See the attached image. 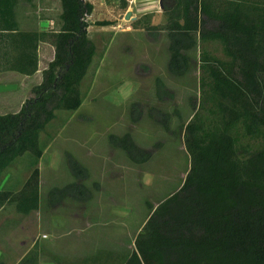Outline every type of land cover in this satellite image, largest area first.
<instances>
[{"label":"trees","instance_id":"1","mask_svg":"<svg viewBox=\"0 0 264 264\" xmlns=\"http://www.w3.org/2000/svg\"><path fill=\"white\" fill-rule=\"evenodd\" d=\"M0 0V64L6 70L32 75L39 69V45L51 41L55 57L43 70L17 113L0 114V176L18 157H34V168L21 190H0V207L14 202L18 212L39 208L43 154L41 132L56 117V110L74 111L83 102L82 80L96 54L88 35L89 0H61L58 31H26L19 23L22 2ZM168 69L175 76L191 67L187 53L199 42L219 41L226 58L202 51L201 86H210L215 108L197 111L185 126L190 168L178 190L151 208L135 239V249L123 264H264V0H167ZM103 26L111 24L99 21ZM158 37V26H144ZM160 100L174 93L161 77L156 79ZM155 111V112H154ZM133 121L142 109L131 106ZM150 116L169 128V114L150 109ZM260 137L263 145L240 154L236 131ZM112 146L122 149L134 163H144L151 152L130 133L109 134ZM66 162L75 180L49 193L52 205L64 199L87 201L93 191L84 184L88 168L71 152ZM33 247L18 264H39Z\"/></svg>","mask_w":264,"mask_h":264},{"label":"rangeland","instance_id":"2","mask_svg":"<svg viewBox=\"0 0 264 264\" xmlns=\"http://www.w3.org/2000/svg\"><path fill=\"white\" fill-rule=\"evenodd\" d=\"M89 1L94 4V10L92 14L87 16V21L89 24L88 35L96 44L95 70L100 66L103 68L102 72L109 74L111 73L109 71L111 64L107 65V62L115 60L120 63L118 64L120 65L118 66L119 71L114 75L116 80L118 78L120 80L121 75L128 74L132 82L126 86L125 90L127 91L131 86L135 87L131 90V101H127L126 105L120 107L121 111H127L126 115L121 113V119L117 121V125L113 130L121 133L125 131L130 133L141 147L151 152V158L146 163L144 162L145 164H142L141 168L143 171L146 170L147 173L142 172V176L139 174L140 183L138 182V173L135 171L136 168L138 170L140 167L136 165L137 163L131 161L133 167V171L130 174L131 190H108L106 191L108 196L104 194V197H102L105 199L104 201L120 203L121 208L125 204L126 215L130 214L131 218V235L124 236L119 225L104 226V220L89 229L94 228L93 232L100 238L99 243L95 245V248L100 251L97 253L99 254V264H109V262L111 264H122L125 259L122 256L135 249V239L139 227L149 217L151 208L158 205L163 199L175 192L176 189H179L178 187L181 186L186 177L190 168V154L185 143L186 124L197 111L210 115L209 111L211 108H215V101L210 86L207 84L203 87L201 86L202 51L204 50L209 55L223 59L226 56L219 41L199 42L187 51L191 58L190 70L183 76H175L168 69L170 58L168 31L163 28L159 29V27L166 25L168 21V15L162 6L163 0ZM167 2L169 3L170 0H167ZM61 11V0H35L31 4L22 2L19 7L20 16H29L35 29L47 32L60 29L59 17ZM129 12L131 15L127 18ZM99 21H108L111 24L103 26L97 23ZM149 24L158 26V29L153 30L158 32L157 38H153L147 32L146 27H144ZM115 36L116 42L113 43L114 46L110 56L106 57L108 45ZM124 60L127 62L126 65L123 63ZM135 77L141 79V83L139 82L137 86H134ZM157 77H161L166 86L174 93L172 99L160 100L157 97ZM91 78L92 76H89L81 86L84 97L86 91L89 90ZM101 91L103 90L101 89ZM103 95L106 99H119L123 96V92L120 94L114 86H111L109 92L105 91ZM91 97L92 94L85 101L84 111H86L87 107L92 106ZM133 103H138L142 109V116L136 122L132 120L131 114ZM93 107L98 108L97 105ZM152 108L161 109L169 114L168 129L165 128L162 122L150 116V109ZM128 110H130L129 114ZM70 114L71 112H64V114L56 117L58 119L50 122L51 125L43 133L44 135L42 134V142L50 139L52 135L55 137V135L60 133L62 135L70 134L73 138L77 137L70 132L68 133L69 130L64 131L60 129L61 127L59 128L65 118L71 117ZM78 118L79 116H76L73 122ZM111 119L112 116H108L105 121L100 123V126ZM83 133L80 132V135ZM236 136L238 148L243 157L248 152H252L263 145L262 138L245 135L241 129L236 131ZM102 138L109 142V134L106 137L102 136ZM26 155V158L31 157L28 153ZM26 158L21 160V163L25 164ZM31 158L34 162V157ZM150 173L155 175V181L154 176H151ZM50 191L48 190L45 193L43 191L42 203L43 201L45 202L44 198L47 195L49 196ZM49 202L48 204H52L50 198ZM65 202L69 203L63 204L64 202H62L63 205L60 209L64 208L66 211L74 209L75 211L74 204L77 205L78 203H71L73 202L71 198H67ZM91 213L99 214V212L95 211ZM101 214L104 217L107 211L104 210ZM72 225H75L74 220L71 223V227ZM73 234L77 233L73 231ZM87 234L89 233L87 232ZM107 251L115 252L112 254ZM105 254L108 256L112 254L113 259L105 258ZM51 256L59 263L60 258L57 255L52 254ZM3 263L4 260L1 259L0 264ZM42 264L46 263L43 262Z\"/></svg>","mask_w":264,"mask_h":264},{"label":"crops","instance_id":"3","mask_svg":"<svg viewBox=\"0 0 264 264\" xmlns=\"http://www.w3.org/2000/svg\"><path fill=\"white\" fill-rule=\"evenodd\" d=\"M18 18L22 30L42 31L34 28L29 16L18 14ZM114 42H116V36L108 45L106 57L110 56ZM54 57L55 46L51 41H42L39 45V69L34 74L28 75L16 70H6L3 67L6 64L2 61V65L0 64V114L17 113L21 109L24 102L33 96V87L42 82L43 70L48 67ZM123 63L126 65V60ZM109 64H111L109 70L111 73L107 74L102 72L103 68L100 66L95 70L93 59L82 80L83 84L89 76H92L89 90L86 91L85 97L83 95L81 106L74 111L56 110V117L64 112H71V117L65 118L59 128L61 127L60 129L64 131L69 130L68 133L77 137L73 138L70 134L62 135L60 133L55 137L52 135L50 139L42 142V134L51 123H48L45 130L41 132L40 138L44 151L37 163L40 172L39 208L28 214H23L17 211L14 202H6L0 207V260H4L3 264H18L35 246L40 251L39 264L43 262L46 264H99V254L97 253L100 251L95 248V245L99 243L100 238L93 232L94 228L89 230L91 227L104 220V226L116 224L122 228L124 236L131 235V218L130 214L126 215L125 204L121 208L120 203L104 201L105 199L102 198L104 194L108 196L106 194L108 190H131L130 174L133 171L132 162L126 153L102 138L112 132L117 121L121 119V113L126 115L127 111H121L120 107L126 105L127 101H131V90L135 88L131 86L126 91V86L132 82L131 77L124 74L121 75L120 80L119 78L116 80L114 75L119 71L118 66L120 65L118 64L120 63L113 60L107 62V65ZM137 77L140 78L139 75ZM138 78L135 77L134 86L139 84L141 79ZM111 86H114L118 93L123 92V96L119 99H106L103 94L105 91L109 92ZM91 94L92 106L87 107L84 111L85 101ZM94 105H97L98 108L93 107ZM129 113L130 110H128ZM76 116L79 118L73 122ZM108 116H112V119L100 126V123L105 121ZM56 117L53 120L58 119ZM80 132L84 133L80 135ZM112 133L123 135L127 132L121 133L113 130ZM66 152L74 154L88 168L90 175L84 180V184L93 191V197L87 201L71 199L73 201L71 203H78L74 204L75 211L74 209L70 211H66L64 208L60 209L63 204L69 203L65 202L67 199L62 201L63 204L61 202L52 205L48 204L50 202L47 195L44 198L45 202L42 203L43 191L45 193L55 187H63L75 180L66 162ZM26 156L16 158L1 174V191L16 193L21 190L34 168L32 158L30 156L26 158ZM24 158L27 159V161L24 160L25 164L21 163ZM145 163L136 164L140 167L135 170L138 173L139 183L142 172L147 173L141 168ZM150 175L154 176L155 181V175L153 173ZM104 210L107 211V214L103 217L101 212ZM93 211L99 212V214H92ZM73 220L75 225L71 227ZM143 225L139 227L138 233ZM73 231L77 234L74 235ZM132 251L123 255L122 258L126 259ZM107 252L114 254L115 251ZM52 254L60 258L59 263L53 259ZM112 254L109 256L105 254L104 257L112 258ZM109 264L111 263L109 262Z\"/></svg>","mask_w":264,"mask_h":264},{"label":"water","instance_id":"4","mask_svg":"<svg viewBox=\"0 0 264 264\" xmlns=\"http://www.w3.org/2000/svg\"><path fill=\"white\" fill-rule=\"evenodd\" d=\"M130 15H131V14H130V12H129V13L127 14V18H129V17H130Z\"/></svg>","mask_w":264,"mask_h":264}]
</instances>
